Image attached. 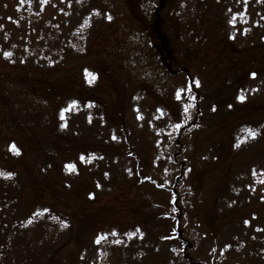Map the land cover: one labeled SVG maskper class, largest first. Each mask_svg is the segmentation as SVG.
<instances>
[{"label": "rangeland", "instance_id": "rangeland-1", "mask_svg": "<svg viewBox=\"0 0 264 264\" xmlns=\"http://www.w3.org/2000/svg\"><path fill=\"white\" fill-rule=\"evenodd\" d=\"M0 169L32 264H264V0H0Z\"/></svg>", "mask_w": 264, "mask_h": 264}, {"label": "trees", "instance_id": "trees-1", "mask_svg": "<svg viewBox=\"0 0 264 264\" xmlns=\"http://www.w3.org/2000/svg\"><path fill=\"white\" fill-rule=\"evenodd\" d=\"M84 31H86L85 28L80 31L81 35H85ZM84 42L82 40L78 42V45L83 48L85 47ZM25 51L28 52V54H24L25 57L27 55L31 59L41 54L46 61H50L58 55L56 50L51 51L50 48L43 49L42 47ZM39 58L41 57L38 56ZM87 160L88 158L85 157L86 163ZM70 172L74 173V170ZM16 180L13 170L3 171L0 169V263L32 264L37 256L35 251L50 239L61 237L63 233L66 234L72 227L71 219L65 221V217L57 212L58 209L54 205H51L52 207L44 206L28 215L24 212L21 213L14 198L16 197L14 190L18 188ZM107 240L109 245L106 247H110L113 240L110 236L99 238V247L103 246ZM112 247L113 250L119 249L118 241H113ZM187 248L185 247L183 251L188 250ZM182 261L188 264L184 256Z\"/></svg>", "mask_w": 264, "mask_h": 264}, {"label": "snow or ice", "instance_id": "snow-or-ice-1", "mask_svg": "<svg viewBox=\"0 0 264 264\" xmlns=\"http://www.w3.org/2000/svg\"><path fill=\"white\" fill-rule=\"evenodd\" d=\"M109 19H110V17H109ZM8 55H10V54H8ZM249 135H251V136H255V133H253V132H251V131H249ZM98 243L100 242V241H97Z\"/></svg>", "mask_w": 264, "mask_h": 264}]
</instances>
